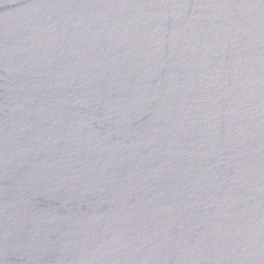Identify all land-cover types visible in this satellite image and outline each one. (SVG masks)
<instances>
[{"label": "water", "instance_id": "obj_1", "mask_svg": "<svg viewBox=\"0 0 264 264\" xmlns=\"http://www.w3.org/2000/svg\"><path fill=\"white\" fill-rule=\"evenodd\" d=\"M0 264H264V0H0Z\"/></svg>", "mask_w": 264, "mask_h": 264}]
</instances>
